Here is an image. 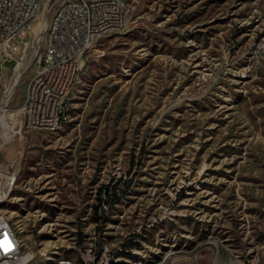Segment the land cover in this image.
I'll return each instance as SVG.
<instances>
[{"label": "rangeland", "instance_id": "1", "mask_svg": "<svg viewBox=\"0 0 264 264\" xmlns=\"http://www.w3.org/2000/svg\"><path fill=\"white\" fill-rule=\"evenodd\" d=\"M121 1L122 28L85 53L70 119L0 133L17 178L0 214L35 264L76 261L98 229L148 264H264V0ZM33 70L11 95L17 122Z\"/></svg>", "mask_w": 264, "mask_h": 264}, {"label": "built area", "instance_id": "2", "mask_svg": "<svg viewBox=\"0 0 264 264\" xmlns=\"http://www.w3.org/2000/svg\"><path fill=\"white\" fill-rule=\"evenodd\" d=\"M42 7L51 10V16L46 19L44 11L43 22L31 39ZM124 20L121 0H0V60L13 61L9 80L0 73V133L22 136L26 129L55 131L68 121L72 88L80 78L85 53L99 38L122 28ZM32 66L20 107L22 118L17 122L10 107L11 95ZM16 179L13 164H0V198ZM124 184L120 179L106 194L104 187L96 216L100 223ZM90 238L85 246H73L81 249L86 264H111V259L122 257L123 246L108 251L100 230ZM0 244L4 245L0 246V264H35L33 253L16 244L15 231H9L8 222L1 217Z\"/></svg>", "mask_w": 264, "mask_h": 264}, {"label": "bare ground", "instance_id": "3", "mask_svg": "<svg viewBox=\"0 0 264 264\" xmlns=\"http://www.w3.org/2000/svg\"><path fill=\"white\" fill-rule=\"evenodd\" d=\"M40 21L38 24H36L33 28H32V37L31 39L34 38L35 33L39 30L43 19H44V10H40L39 14H38ZM2 120L3 118L0 117ZM11 189H4V197L0 198V203L4 201V199L7 197L9 191ZM0 217L2 220L8 222L1 214ZM99 223H100V219H96ZM98 227V226H97ZM8 228L9 231H13L10 224L8 223ZM97 229V228H96ZM100 229H98L99 231ZM96 230H94L92 233H95ZM15 241L16 244H20L18 238L15 235ZM108 251H116V245L115 248L112 249L111 247L108 246ZM61 261H65L66 264H86V262L83 261L82 256H81V249L77 248V260H71L70 258H59L55 264H59ZM111 264H144V260L142 261L140 258H138L135 254L133 255L132 253H130L127 249V247H124V253L122 255V257H115L113 259H111ZM148 264V263H146Z\"/></svg>", "mask_w": 264, "mask_h": 264}, {"label": "snow or ice", "instance_id": "4", "mask_svg": "<svg viewBox=\"0 0 264 264\" xmlns=\"http://www.w3.org/2000/svg\"><path fill=\"white\" fill-rule=\"evenodd\" d=\"M0 246H4L3 244H0Z\"/></svg>", "mask_w": 264, "mask_h": 264}]
</instances>
